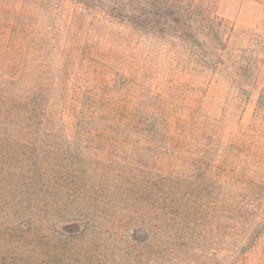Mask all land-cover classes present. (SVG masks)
<instances>
[{
    "label": "rangeland",
    "instance_id": "374dc122",
    "mask_svg": "<svg viewBox=\"0 0 264 264\" xmlns=\"http://www.w3.org/2000/svg\"><path fill=\"white\" fill-rule=\"evenodd\" d=\"M184 1L221 25L224 47L216 49L214 67L192 64L178 43L113 45L104 39L109 30H97L91 21L68 30L64 25L75 9L59 0H0L4 96L14 76L10 58L16 52L71 50L80 58L82 53L110 52L118 57L108 66L120 72L119 79L126 76V82L119 80L125 84L123 98L131 88V112L146 107L160 121L159 132L69 128L49 135H8L11 140L0 144V235L4 231L7 237L0 246H9L6 250L15 259L24 264H161L156 241L141 242L143 233L155 231L161 201L182 198L183 211V202L193 198L194 222L176 220L185 236L182 264H216L217 205L225 194L218 188L217 158H224L223 151L242 157L246 145L239 139L264 148L259 108L264 96V0ZM88 64L84 60L82 65ZM80 65L75 63L66 99L81 89L100 101L104 92L99 80L79 76ZM55 67L59 72L60 65ZM66 118L74 121L69 114ZM182 119L204 125L203 138L212 144H197L198 131L190 126L184 130ZM33 198H40V213L29 209ZM164 204L168 220L176 208ZM81 221H87L85 229L74 232L84 228ZM22 235L25 240L16 238ZM32 250L37 255L30 258ZM4 260L0 255V264Z\"/></svg>",
    "mask_w": 264,
    "mask_h": 264
},
{
    "label": "trees",
    "instance_id": "16d2710c",
    "mask_svg": "<svg viewBox=\"0 0 264 264\" xmlns=\"http://www.w3.org/2000/svg\"><path fill=\"white\" fill-rule=\"evenodd\" d=\"M59 1L64 5L71 4L75 9L64 25L68 30L83 27L91 21L97 30L104 33L106 28L109 30L106 37L104 34V39L113 41V45L120 42V46L122 44L127 47L133 40H159L162 41L159 42L161 44L178 43L182 47V54L187 56L192 64L204 70L216 66L219 61L216 58V49L224 47L221 25L203 16L199 6L184 0ZM119 33H127V37H119ZM17 54L18 52L14 53L10 58V69L14 76L8 83L9 90L5 96L0 92V136H6L0 138V144L9 142L11 139L7 136L18 132L49 135L58 129L69 128L119 132L131 131L129 129L160 131V121L154 116L152 109L144 107L142 111L131 112L132 100L127 99L131 96V88L127 91V96L122 97L126 76L122 75L119 79L120 72H115L113 67L108 66L111 61L117 59V55L103 51L89 52L88 55L82 53L80 58L71 50H63L60 53ZM84 60H88L89 64L82 65ZM77 61L81 63L79 76L91 74L95 77L93 81L99 80L98 88L104 92L100 101L87 97V91L81 89L75 94V98L66 99V89L73 75H76L74 66ZM55 63L60 65L59 72ZM119 80H123V83L120 84ZM76 81H79V78H76ZM261 98L259 108L264 116V96ZM66 114L73 116L74 121L66 118ZM188 126L198 131L194 138L197 144H212L210 138H203L204 125H196L182 119V128L185 130ZM239 140L246 145L242 157L223 151L224 158H217L219 163L216 169L220 183L218 188L225 191V194L221 195L217 205L216 264H264V148L253 142L247 144V141ZM190 143L191 141H188V144ZM235 151L240 153L242 149ZM229 158H235L236 161ZM192 201L193 198H188L183 202L187 207L183 211L182 198L159 203L158 214L155 216V231L152 235L144 232V239L141 241H148L151 237L156 241L157 263L182 264V247L185 246L182 241L185 236L182 230L179 231V223L176 220L182 221L184 217L189 223L194 222L196 213L191 205ZM164 203H171L176 208L168 220L164 217L167 213L163 210L168 207L164 206ZM40 205V198H33L29 209L40 213ZM30 217L31 220L35 219L33 214ZM78 223H84V228H78L80 231L74 232L82 233L87 221ZM3 234L0 239H7L4 231ZM192 236L197 240L202 237L196 234ZM16 238L25 240L24 235ZM12 239L10 236V244ZM6 249H9V246H0L1 257L7 259L2 264H24L25 260L15 259L11 256L13 253ZM30 254V258L37 255L33 250Z\"/></svg>",
    "mask_w": 264,
    "mask_h": 264
}]
</instances>
